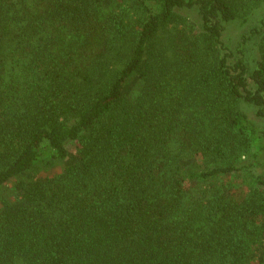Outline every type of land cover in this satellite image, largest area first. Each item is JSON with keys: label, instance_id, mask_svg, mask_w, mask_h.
<instances>
[{"label": "trees", "instance_id": "trees-1", "mask_svg": "<svg viewBox=\"0 0 264 264\" xmlns=\"http://www.w3.org/2000/svg\"><path fill=\"white\" fill-rule=\"evenodd\" d=\"M260 1L0 0V264H264Z\"/></svg>", "mask_w": 264, "mask_h": 264}, {"label": "rangeland", "instance_id": "rangeland-1", "mask_svg": "<svg viewBox=\"0 0 264 264\" xmlns=\"http://www.w3.org/2000/svg\"><path fill=\"white\" fill-rule=\"evenodd\" d=\"M260 2L261 3H259L255 8H253L252 11H250L248 23H245V24L240 25L241 26L240 28H233V29H231L232 30V31H230V34L231 35L237 36L238 35L237 34L238 33V30H240V29L241 30H240L239 34L241 35V34L244 33L243 31H245L249 27L254 26L256 23H258L259 19L264 15V0H261ZM251 48H254V46L251 47ZM252 50L253 49H251V50H249L248 48L246 49L247 52H251ZM260 123L263 126L264 120H260ZM57 169H59V166L56 164V167L53 170L54 171H57ZM50 170H52V169H50ZM14 190H15V187H14L13 183H10L8 185H5L0 190V197L3 194H9L10 193V195H12V192H14Z\"/></svg>", "mask_w": 264, "mask_h": 264}]
</instances>
